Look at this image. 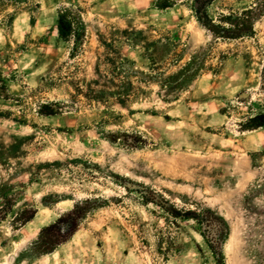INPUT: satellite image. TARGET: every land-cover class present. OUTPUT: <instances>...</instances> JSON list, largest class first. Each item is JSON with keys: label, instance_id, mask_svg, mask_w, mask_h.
Here are the masks:
<instances>
[{"label": "rangeland", "instance_id": "374dc122", "mask_svg": "<svg viewBox=\"0 0 264 264\" xmlns=\"http://www.w3.org/2000/svg\"><path fill=\"white\" fill-rule=\"evenodd\" d=\"M191 5L0 0V264H264V127L240 128L264 115V0L208 7L246 25L263 15L228 41ZM59 10L83 22L76 46L57 35ZM75 205V235L35 255L40 229ZM206 214L224 226L217 256Z\"/></svg>", "mask_w": 264, "mask_h": 264}, {"label": "trees", "instance_id": "16d2710c", "mask_svg": "<svg viewBox=\"0 0 264 264\" xmlns=\"http://www.w3.org/2000/svg\"><path fill=\"white\" fill-rule=\"evenodd\" d=\"M19 2L20 0H12ZM215 0H191L192 10L196 21L202 26L206 33L215 40L228 41L241 38H251L255 34V25L263 16L252 19L249 24H240L236 21L237 14L229 13L227 16L219 15L211 19L207 13L208 7ZM170 5L163 3L159 8L165 9ZM56 31L58 37L65 42H72L75 46L85 35L84 25L81 18L70 10H59L57 15ZM252 18V17H251ZM261 89L264 91V66L260 73ZM246 99V98H245ZM53 111H46L44 116L53 115ZM264 127V115L248 117L240 124L242 131H253ZM10 210L7 207L0 209V222L4 221ZM84 207L75 205L72 210L59 216L52 223L40 229L37 239L31 245V251L35 255H49L58 246L65 244L77 232L81 222L86 215ZM36 211H24L19 216L20 225L30 222L35 217ZM203 231L206 244L214 255L220 254L221 236L224 233V226L220 219L211 215L203 217Z\"/></svg>", "mask_w": 264, "mask_h": 264}]
</instances>
